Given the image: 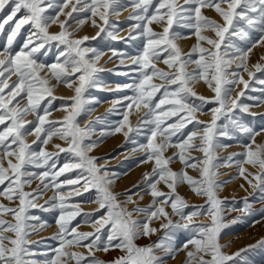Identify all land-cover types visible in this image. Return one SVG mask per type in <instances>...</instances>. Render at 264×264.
Masks as SVG:
<instances>
[{
  "label": "rangeland",
  "instance_id": "1",
  "mask_svg": "<svg viewBox=\"0 0 264 264\" xmlns=\"http://www.w3.org/2000/svg\"><path fill=\"white\" fill-rule=\"evenodd\" d=\"M48 2H51L53 7L46 8L45 15L56 17L59 12L57 6H62L66 0H45L46 4ZM160 2L161 0H152L148 6L147 15L149 17L152 14L159 16L166 11L161 9L160 13H156V7ZM176 2L178 5H184V0H176ZM67 3L69 7L64 8L65 14L71 11V5L77 4V0H67ZM88 3H91V0H88ZM137 3H139V0H118V3L114 5L118 14L112 13L110 9L108 25L103 24L98 17H93L90 12H73L71 17H67L65 14L59 15V21L66 22L65 30L74 32L70 39L75 40L87 37L88 39L84 41L81 47L94 48L101 53L99 60L95 63V66L101 71L97 72L94 85L86 87L82 92L81 100L83 103L73 123L80 129H88V136L82 143L84 145L95 144V147L87 153V156L94 159V166L99 170V175L105 176L106 174L107 179L112 180V183L107 187L116 197V203L130 212L136 208L148 209L152 206L154 210L155 207L160 206L158 204L153 205L154 198L150 195L151 188L149 184L155 182L158 176L154 177L152 175L155 160L147 159L149 153L146 150L148 139L151 137V129L154 125L144 123L147 109L128 108L127 105L130 101L125 99V97L135 95L133 89L127 86L138 83L140 79L139 65L133 64L132 58L143 55L144 47L147 43V37L142 35L143 28L135 27L138 23H148L147 20L137 21L133 18L137 14L145 15L143 6L137 8ZM5 11H7V6ZM23 15L24 10H21L13 21L5 25L4 31L0 32V52L8 47L7 37L10 34V26L14 27L15 21L21 19ZM202 15L217 23H223L222 19L212 9L203 8ZM3 18H5V13H0V21ZM80 20H84V23L80 24ZM93 21L99 27L93 26ZM186 23H189V21L179 20L174 17L173 23L169 28V36L176 37L173 43L179 48L184 60L189 59V53H192V48L197 44L195 28L184 27L183 25ZM191 23L195 24V20L193 19ZM164 26H167L166 17L162 22L153 21L148 24V27L157 34L163 33ZM101 27L105 31H100ZM239 28L245 30L247 36L242 38L230 35L232 31L230 29L229 33H225V40L221 42L220 52L221 54L225 51L229 53L228 56H225V59L240 55L236 49L247 53L248 71L246 72L242 68L238 69L234 62L227 69L228 75L226 78L229 80L234 79L231 73L239 72V77H235V79L242 77L247 81L248 88L245 89L242 84H229L225 85V87L232 90L230 95L233 99L236 98L239 92L243 91L245 95L240 98L239 103L249 105V109L247 112H241L239 108L233 109L231 112H225L224 115H220L216 122L217 133L220 131L229 133L228 136L217 134L214 139V143L220 145L214 151L215 158L212 162L215 165L213 169L216 172L215 181L218 185H221L215 192L216 198L222 202L220 216L223 227L218 236V243L225 255L231 256L235 253H240L229 264H264V190H262L264 185L254 187L257 184L254 176L259 175L260 169L258 166L253 167L245 162L247 159L245 154L249 150L247 146L252 148V145L255 144L254 138L250 139L248 135L236 130L229 119L231 117L238 120L240 124L253 129L256 135L264 133V83H261V81H264V59H262L264 57V42H261V36L264 33L255 28H248L243 22H239ZM34 31L35 29L31 25H23L14 38L10 51L13 54L19 52ZM108 31L113 32L116 35V39L109 37L107 35ZM60 32L59 23L49 25V34H58ZM98 32L100 33L99 35H97ZM201 34L211 39H219L210 30H203ZM33 39L35 44L40 42L35 40V38ZM229 42L233 47L225 50L224 45ZM33 46L34 44H29V48L25 49V51L30 50ZM200 46L205 49L210 48L204 41L200 42ZM165 47L167 46L160 45L161 49ZM249 49L251 51H248ZM63 51H65L63 44L58 41H49L34 55L38 63L51 65L57 62V57L63 61L64 57L60 55ZM113 51L116 52V55H113ZM169 53H171L170 48L167 52L161 51L159 58L153 57L152 63L155 64L157 69L164 72H174V69H169L163 62L168 58ZM88 55L91 56L92 54L89 53ZM191 59H199V54L192 53ZM122 60L123 63L121 62ZM256 64L261 65V71L255 70L254 65ZM185 71L188 73L195 72L197 78H199L198 73L200 70L196 64L189 62ZM249 72L252 73L251 79H249ZM7 76L8 74L5 73V77ZM40 76L47 79L48 83L46 86L52 90L51 95H45L40 101V106L37 109L40 115L45 116V122L40 125L35 114L29 113L25 116L27 134L24 140L25 143L30 145V150L39 153L43 149L51 158L45 164L43 157H37V163L41 164V167H36L32 164L26 165L27 171L36 175L34 177H26V179L31 180V183L25 185L23 191L31 194L28 199L34 205L27 208L25 215L38 218L27 221L28 224H33L36 227L29 230L27 247L33 255L26 258L35 261L36 264H45L46 260L56 255L55 249L60 247V239L58 238L60 232L57 220L62 213L59 207H54V205L59 204V200L55 199V197H58V195L65 197L64 202L68 205L64 209L65 215L68 212L79 213L66 226L69 229L75 227L76 231L81 233L95 232V228L99 227V225L95 224V221L106 218L108 210L107 208L99 207L97 203L99 194L91 183L85 188V177L88 176V173L81 168L71 167V165L78 162L79 158L75 153L67 151L69 144L65 140L60 139V135L67 128L64 117L72 112L71 105L74 103L75 87L79 86L78 79L75 77L70 78L73 83L72 87H68L64 83L57 82L54 77L47 76L46 70L41 72ZM199 79L202 80V78ZM208 79L211 80V75H209ZM17 80V76L12 75L8 79V83L12 85ZM151 82L157 85L162 83L157 78H154ZM192 82L190 83V88L195 95L190 96L188 102L200 106V111L196 112L195 119L202 123L198 126L194 123H187L183 128L177 130L176 134L171 137V144L173 145L187 139L188 135L197 127L201 129L202 134V128L211 123L212 109L219 106L215 103V93L204 80L202 81L205 85L203 93L195 91L192 88ZM59 87L66 89H58ZM208 89L209 92L207 91ZM8 91L9 89H5L4 94ZM162 91L156 93L153 99L154 103L158 102L162 97ZM23 95L21 93V96ZM197 97H203L204 100L197 99ZM248 97L259 99H249ZM17 100H20L21 105L27 104L26 97L21 100V97L18 96ZM65 107L67 110H65ZM171 107L170 105L162 106L165 110H169ZM45 109L48 110L47 115H45ZM156 111L159 112L160 110L157 109ZM125 113L128 115L127 121L124 119ZM183 115L184 113H179L178 116L167 118L165 125H162V127L173 122H179V117ZM132 120L136 121L134 125ZM29 121L32 123H28ZM38 125L42 128L39 134L35 132V127ZM4 127L5 125H0V130H3ZM117 127L121 131L116 132L115 129ZM129 128L132 130L129 131ZM48 131L54 133L50 138L47 136ZM169 131H172V129H169ZM43 139H48V143L43 144ZM68 139L70 140V137ZM162 139L160 135H157L153 142L160 143ZM194 143L199 145L200 141L197 139ZM57 145L59 148L65 149V151H59V148L56 147ZM225 145L226 147H224ZM13 148H15V145H13ZM252 150H254V147ZM219 151L223 152L220 153ZM178 154V148L169 146L164 150L162 158H172L167 165L169 170L187 174L186 169L191 167H186L185 164L181 163ZM184 155L189 163L205 159L204 154L199 151L190 150L185 152ZM13 162L15 163L14 159ZM53 164H55V167H51ZM65 164L70 167L57 177L56 182L60 183V188L57 190L51 186V176L59 172L61 168H64ZM4 166L7 167L6 161ZM249 167L255 168V172L250 170ZM241 168L244 169L243 175H241ZM45 171H48L50 175L42 181L41 176ZM228 172L233 173L228 177L219 179L220 176ZM187 175L190 176L189 174ZM78 177L80 178L76 184L67 183L68 180H76ZM250 181L251 183H249ZM45 183L49 184L48 188L44 187ZM185 184L186 187L182 190L180 186ZM6 185L7 181L5 185H0V192L4 191ZM157 190L166 194L171 192L164 181H160L157 184ZM190 190L191 188L187 183H177L175 192L172 193L174 197H181L187 204V207L182 209L183 213L187 215L200 208H203L206 212L208 207L207 198L196 194L192 198H186L184 192L188 193ZM238 191L239 193L236 194ZM156 199L160 200L163 198L159 197ZM0 205L16 209L19 207V201L15 196H13L12 201H9L4 195H0ZM165 211L168 212L173 223L181 222L180 216L172 213L170 205L165 206ZM0 219L13 224L16 222L11 214L2 212H0ZM132 219L143 223L147 220V217L141 213L133 215ZM166 222L163 217L154 219L149 226L157 229V231L149 236L141 235L134 243L138 247H147L163 240L165 245H171V251L153 248L155 255L163 261V264H189L187 252L194 249L190 244L185 248V244L194 234L180 229L168 233L171 236V240H165V234L168 230L162 229L161 224ZM192 223L207 224L210 223V217L207 215L198 216L193 219ZM109 229L110 225H105L98 233L103 240L107 239ZM4 235L14 238L12 233H4ZM66 238L72 239V235L68 234ZM118 242L113 241V244ZM81 243L87 244L89 241H82ZM70 251L87 256L89 250L85 247H72ZM92 252L93 257H89V259L95 258L102 261L103 264H114L116 260L125 255V252L118 248H110L107 252L92 249ZM192 261L197 263L196 260ZM69 264H76V262L72 260L69 261Z\"/></svg>",
  "mask_w": 264,
  "mask_h": 264
},
{
  "label": "snow or ice",
  "instance_id": "2",
  "mask_svg": "<svg viewBox=\"0 0 264 264\" xmlns=\"http://www.w3.org/2000/svg\"><path fill=\"white\" fill-rule=\"evenodd\" d=\"M151 2L152 0H139V3L136 4L137 8L143 6L145 15L137 14L133 18L137 21L147 20L148 23H138L135 27L143 28L142 35L147 37V43L145 44L143 55L132 58V63L139 65L140 79L138 83L127 86L133 89L135 95L125 97V99L130 101L127 105L128 108L147 109L144 123L154 125L151 129V137L148 139L146 150L149 153L147 159L155 160L152 175L154 177L158 176L155 182L149 184L151 188L150 195L154 198L153 205L158 204L160 206L155 207L154 210L150 206L148 209L136 208L130 212L116 203V197L107 187L112 183V180L107 179L106 174L105 176L99 175V170L94 166V159L87 156V153L95 147V144L84 145L82 143L88 136V129H80L73 123L83 103L81 100L82 92L86 87L94 85L96 74L101 71L95 66L101 53L94 48L81 47L84 41L88 39L87 37L75 40L70 39L74 32H67L65 30L66 22L59 21V15L65 14L64 8L69 7L67 0L62 6H57L59 12L56 17L45 15L46 8L53 7L51 2L46 4L45 0H0V13H5V18L0 21V32L4 31L5 25L13 21L21 10H24L23 17L15 21L14 27L10 26V34L7 37L8 47L0 52V125H5L3 130H0V185H5L7 181V185L4 191L0 192V195H4L9 201H12L13 196H15L19 201V207L16 209L0 205V212L11 214L16 221L13 224L0 219V264H36L35 261L26 258L33 255L27 247L29 230L36 227L33 224H28L27 221L38 219L34 216L25 215L27 208L34 206L28 199L31 194L23 191L24 186L31 183V180L26 179V177H34L36 175L27 171L26 165L32 164L36 167H41L42 165L37 163V157H43L45 164L51 157L43 149L39 153L30 150V145L25 143L24 137L27 134V130H25L24 118L31 113L36 115L40 125L45 122V116L40 115L37 111L40 101L45 95H51L52 91L46 86L48 83L47 79L40 76V73L45 72V70L47 76L54 77L57 82L64 83L68 87H72L73 83L70 78L75 77L79 81V86L75 87L74 103L71 105L72 112L64 117L67 128L60 135V139L65 140L69 144L67 151L75 153L79 158L78 162L71 165V167L81 168L88 173V176L85 177V188L91 183L99 194L97 199L99 207L107 208L108 210L106 218L95 221V224L99 225V227L95 228V232L81 233L77 232L75 227L69 229L66 226L79 213L68 212L65 215L64 209L68 207L64 202L65 197L63 195L55 197V199L59 200V204L54 205V207H59L62 213L57 220L60 232L58 237L60 239V247L55 249L56 255L46 260L45 264H69V261L72 260L76 264H82V262L84 264H103L102 261L95 258L89 259V257H93L92 249L107 252L110 248H118L125 252V255L116 260L114 264H163V261L155 255L153 248L171 251L170 244L165 245L162 240L155 245L138 247L134 243L141 235L149 236L154 234L157 229L151 228L149 224L160 217L167 221L161 224L162 229L168 230L165 234V240H171V236L168 233L180 229L194 234L185 244V248L190 244L194 249L187 252L189 264H191L192 260H196L197 264H229L230 261H234L240 255V253H235L231 256L225 255L218 243V236L223 227L220 216L222 202L216 198L215 192L221 185H218L215 181L216 172L213 170L215 165L212 162L215 158V149L220 147V145L214 143L215 136L217 134L221 136L229 135L227 131H220L219 133L216 131V122L220 115H224L225 112H231L236 108H239L241 112H247L249 109V105L239 103L240 98L245 95L243 91L239 92L236 98L233 99L230 95L232 90L225 87V85L229 84H242L245 89L248 88L247 81L242 77L235 79V77H239V72L231 73L234 79L229 80L226 78L228 75L227 69L234 62L238 69L242 68L244 71H248V55L246 52L236 49L240 55L225 59V56H228L229 53L225 51L221 54L220 49L221 42L225 40V33H229L230 29L232 30L230 35L242 38L247 36V32L239 28V22H243L248 28H255L264 33V0H184V5H178L176 0H161L156 7V13H160L161 9L166 11L159 16L152 14L149 17L147 13ZM117 3L118 0H91V3H88V0H77V4L71 5V11L65 15L71 17L73 12H90L93 17H98L103 24L108 25L110 9L112 13L118 14L117 9L114 7ZM6 6L7 11H5ZM203 8L214 10L223 23H217L203 16ZM238 9L239 11H237ZM165 17L167 26L163 27L162 34L154 33L148 27V24L153 21H164ZM174 17L179 20L189 21V23L183 25L184 27L195 28L197 44L192 48V53H198L199 59L192 60V53H189L188 60L182 59L179 48L173 43L176 37L169 36V28L173 23ZM193 19L195 24L191 23ZM56 23H59L61 32L49 34V25ZM79 23L83 24L84 20H80ZM25 24L31 25L35 31L25 42L23 48L13 54L10 51L12 42L19 29ZM93 26L99 27L95 24V21H93ZM203 30L214 32L219 39H211L202 35ZM100 31H105V29L101 27ZM99 34L98 32L97 35ZM107 35L112 39H116V35L111 31H108ZM33 38L40 42L35 44ZM49 41H58L65 46V51L60 53L64 59L61 61L57 57V62L51 65L38 63L34 54L39 52ZM201 41L206 42L210 48L201 47ZM261 42H264V35L261 36ZM29 44H34V46L30 50L25 51V49L29 48ZM160 45H166L167 47L161 49ZM232 47L233 45L230 42L224 45L225 50ZM169 48L171 53L163 62L169 69H174V72L161 71L152 63L153 57L159 58L161 51L167 52ZM248 51H251V49ZM89 53L92 55L89 56ZM113 55H116L115 51H113ZM121 62L123 63V60ZM189 62L197 65L200 70L198 73L199 78H202L215 93V103L219 106L212 109L211 123L202 128V134L201 129L197 127L188 135L187 139L173 145L171 144V137L176 134L177 130L183 128L187 123H194L197 126L202 123L195 119V114L200 111V106L188 102L189 97L195 95L191 91L190 83L197 78L195 72L188 73L185 71ZM254 67L256 71L262 70L260 64H256ZM5 73L8 74L7 77H5ZM77 74L79 75L77 76ZM248 74L249 79H251L252 73L249 72ZM12 75H16L18 80L14 84L9 85L8 79ZM209 75H211V80L208 79ZM154 78L159 79L162 83L160 85L152 83L151 81ZM261 83H264V81H261ZM5 89H9L6 94H4ZM161 90H163L162 97L158 102L154 103L153 99L156 93L161 92ZM21 93L24 95L21 96ZM18 96L21 97V100L26 97L27 104L21 105L20 100H17ZM197 99L204 100L203 97H197ZM164 105L172 107L169 110H165L162 108ZM157 109L160 111L157 112ZM65 110H67L66 107ZM44 112L45 115L48 114L47 109ZM179 113H184L183 116L179 117V122H173L162 127V125H165L167 118L178 116ZM124 119L127 121V113H125ZM229 119L236 130L248 135L250 139L254 138L256 133H254L253 129L240 124L234 118L230 117ZM28 123L32 122L29 121ZM169 129H172V131H169ZM131 130L129 128V131ZM41 131L42 128L39 125L35 127L37 134ZM115 131L119 132L121 129L117 127ZM53 134L52 131L47 132L49 138ZM157 135L163 138L160 143L153 142ZM69 137L70 140L68 139ZM197 139L200 141L199 145L194 143ZM42 142L47 144L48 139H43ZM13 145H15V148H13ZM169 146L179 149L178 158L186 167L196 169L197 163L203 165L199 170V180L193 179L186 173H176L167 168L172 158L164 159L162 157L164 150ZM56 147L59 148L58 145ZM247 147L249 150L245 154L247 157L245 162L253 167L258 166L260 169L259 175L254 176L257 181L254 187L264 185V144L257 145L255 150H252L251 146ZM190 150L203 153L205 159L189 163L184 153ZM59 151L63 152L65 149L59 148ZM5 161L7 162V167L4 166ZM51 167H55V164L51 165ZM69 167L68 164H65L64 168H61L59 172L51 176V186L53 188L57 190L60 188V183H57L56 179ZM240 171L241 175H243L244 169L241 168ZM49 175L50 173L45 171L41 176V180L48 178ZM79 178L68 180L67 183L76 184ZM160 181H164L171 190L170 193L166 194L157 190V184ZM177 183H187L196 195L205 196L208 204L207 211L205 212L203 208H200L185 215L182 209L186 208L187 204L181 197L172 195L175 192ZM44 187L48 188L49 184L45 183ZM159 197L163 199L157 200L156 198ZM166 205H170L174 215L180 216L181 222H172L168 212L165 211ZM141 213L147 217L145 222L141 223L132 219L133 215ZM204 215L210 217V223H192L195 217ZM105 225H110V229L107 233V239L103 240L98 233ZM4 233H12L14 238L6 236ZM68 234L72 235V239L66 238ZM82 241H89V243L82 244ZM113 241L119 242L113 244ZM72 247H85L89 250L88 255L85 256L81 253L70 251Z\"/></svg>",
  "mask_w": 264,
  "mask_h": 264
},
{
  "label": "bare ground",
  "instance_id": "3",
  "mask_svg": "<svg viewBox=\"0 0 264 264\" xmlns=\"http://www.w3.org/2000/svg\"><path fill=\"white\" fill-rule=\"evenodd\" d=\"M96 27V26H95ZM95 30V29H94ZM94 33V32H93ZM91 35H92V33H91ZM202 81H203V79L201 80V79H199V78H196L195 80H193V82H192V88L195 90V91H197V92H202L203 93V91L205 90V85L202 83ZM58 89H66V88H62V87H59ZM208 92H209V89L207 90ZM135 120H132V124L134 125L135 124ZM254 143L255 144H253L252 145V148L254 147V150H255V148H256V146L257 145H260V144H264V133H261V134H257V135H255V137H254ZM220 153L221 152H223V151H219ZM203 166L199 163V164H197V167H196V169H193V168H189V169H186V172H187V174H189L190 175V177H192L193 179H196V180H198V178L200 179V168H202ZM234 169V168H233ZM232 169V170H233ZM239 169V168H238ZM237 169V170H238ZM249 169L250 170H252L253 172H255V168H253V167H249ZM233 172H231V173H226V174H224V175H222V176H220L219 177V179L220 178H225V177H228L230 174H232ZM240 178V177H239ZM239 180V179H238ZM181 187V189L183 190L185 187H186V184L183 186H180ZM239 193V191L236 193V194H238ZM184 195L186 196V198H192L194 195H195V193L192 191V190H190V192H188V193H185L184 192ZM192 264H197V263H195L194 261H192Z\"/></svg>",
  "mask_w": 264,
  "mask_h": 264
}]
</instances>
